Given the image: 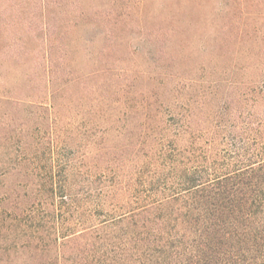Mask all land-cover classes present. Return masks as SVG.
Wrapping results in <instances>:
<instances>
[{"label":"trees","instance_id":"1","mask_svg":"<svg viewBox=\"0 0 264 264\" xmlns=\"http://www.w3.org/2000/svg\"><path fill=\"white\" fill-rule=\"evenodd\" d=\"M225 3L167 17L158 71L115 57L109 28L78 76L47 21V128L3 155L0 264H264V0Z\"/></svg>","mask_w":264,"mask_h":264},{"label":"rangeland","instance_id":"2","mask_svg":"<svg viewBox=\"0 0 264 264\" xmlns=\"http://www.w3.org/2000/svg\"><path fill=\"white\" fill-rule=\"evenodd\" d=\"M41 7L39 0H0V170L4 153L14 155L22 136L32 138L37 125L47 128V111L39 106L47 107L49 103V19H67L56 24L54 37L69 45L70 54L65 58L76 65L78 76L95 69L97 54L108 41L109 28H115L117 40L124 39V43L118 40L124 45L114 46L115 57L125 56L128 60L131 53L130 60H134L133 67L138 71H158L154 64L158 33L170 25L165 20L174 10L187 17V22L192 18L189 26L193 27L199 18L222 16L227 5L225 0H78L70 8L65 6L50 14L47 7ZM105 14L112 15L110 23L103 19ZM209 40L213 42L210 31L205 29L198 43ZM195 58L209 68L217 61L211 59L209 50ZM240 78L245 80L247 75ZM59 152L67 151L61 148Z\"/></svg>","mask_w":264,"mask_h":264}]
</instances>
